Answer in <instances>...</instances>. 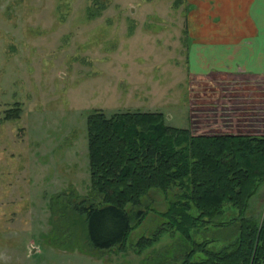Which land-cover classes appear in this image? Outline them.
Here are the masks:
<instances>
[{"label":"rangeland","instance_id":"rangeland-1","mask_svg":"<svg viewBox=\"0 0 264 264\" xmlns=\"http://www.w3.org/2000/svg\"><path fill=\"white\" fill-rule=\"evenodd\" d=\"M185 10L184 0H0V264H178L191 248L177 230L139 250L165 222L171 191H150L125 244L105 251L89 247L84 217L57 197L91 190L95 110L162 112L194 134L264 135V79L190 73ZM247 215L264 219V182ZM219 221L228 224L195 238L213 249L233 240L237 209Z\"/></svg>","mask_w":264,"mask_h":264},{"label":"trees","instance_id":"trees-1","mask_svg":"<svg viewBox=\"0 0 264 264\" xmlns=\"http://www.w3.org/2000/svg\"><path fill=\"white\" fill-rule=\"evenodd\" d=\"M88 148V196L57 197L66 196L67 201H59L84 217L91 249L123 246L133 220L144 217L142 210L133 208L156 189L167 196L171 191L173 197L161 213L165 222L153 236L140 239L139 250L154 244L164 231L178 230L192 243L178 264H264V219L247 215L252 196L264 182V135L194 134L190 128L167 124L162 112L107 116L95 110L88 118ZM232 207L240 218L233 240L213 249L208 238H195L204 225L228 224L217 219ZM71 229L62 233L65 240L77 235ZM53 235L52 240L60 238Z\"/></svg>","mask_w":264,"mask_h":264},{"label":"crops","instance_id":"crops-1","mask_svg":"<svg viewBox=\"0 0 264 264\" xmlns=\"http://www.w3.org/2000/svg\"><path fill=\"white\" fill-rule=\"evenodd\" d=\"M184 2L190 73L264 79V0Z\"/></svg>","mask_w":264,"mask_h":264},{"label":"water","instance_id":"water-1","mask_svg":"<svg viewBox=\"0 0 264 264\" xmlns=\"http://www.w3.org/2000/svg\"><path fill=\"white\" fill-rule=\"evenodd\" d=\"M31 248H32L33 251H35L34 247L31 246Z\"/></svg>","mask_w":264,"mask_h":264}]
</instances>
